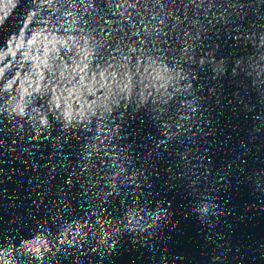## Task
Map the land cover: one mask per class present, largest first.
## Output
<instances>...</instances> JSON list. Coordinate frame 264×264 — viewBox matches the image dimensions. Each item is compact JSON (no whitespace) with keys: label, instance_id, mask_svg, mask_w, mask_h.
<instances>
[{"label":"snow or ice","instance_id":"1","mask_svg":"<svg viewBox=\"0 0 264 264\" xmlns=\"http://www.w3.org/2000/svg\"><path fill=\"white\" fill-rule=\"evenodd\" d=\"M9 2H11V0H9ZM43 3L46 4H50L52 2V0H42ZM82 2V0H73V3H80ZM94 2V0H93ZM252 6L255 7L256 6V0H251ZM249 4V0H226V2L223 4V7L225 9V11L231 9L232 7L236 6L241 10V15L244 14V11L246 10L247 6ZM85 11H87V9H85ZM261 12H264V2H262L261 4V8H260ZM68 15H70L71 13H66ZM35 15V13H31L28 16V20H31L32 17ZM78 15V14H77ZM2 19V18H0ZM177 19L179 20L180 17L177 16ZM184 21H181V23H183ZM253 22L257 25L264 23V20H259V19H255V17L252 16L251 12H248V15L245 17V20L243 21L244 27L247 28V30L249 32H251L253 30V28L250 26L251 24H253ZM92 31H96L95 27H93L91 29ZM258 31H262L264 32V28H259L257 29ZM103 31V30H101ZM107 35H111V33H107ZM117 39H119L117 37ZM135 42V41H133ZM29 44L34 43V39L33 40H29L28 41ZM122 43V42H121ZM11 44V40H9L8 42H6V46ZM22 47L21 44H16V48H20ZM142 47V45H141ZM104 48L108 51V55H101L97 57V66H99L100 63H104L105 64V70L108 74V76L113 79L116 80V76L117 73H119V76L121 77V80H116V84L119 88L120 91L122 92H131L132 88H133V76H138L140 74L141 71H143L144 73H146L148 76H150L153 80L156 81H163L165 80V77L162 76L159 72H155V74L153 75L154 69L153 70H149V68H143L142 70L140 68H137L135 66H133L131 69H127L124 68L123 70H121V66L119 64H114L110 59L109 56L112 55V51L116 50L119 51L120 50V45L115 43V40L113 41H109L108 43H106V45L104 46ZM10 50V49H9ZM98 51H100V49L98 48ZM135 49H131L129 48V53L134 52ZM181 51L182 52H187V47L186 46H181ZM14 55V53H13ZM26 55V54H25ZM3 59V56L0 55V60ZM128 57L125 56L124 60L127 61ZM201 63H203V60L200 61ZM137 63H140L139 60H137ZM6 67L8 65H5ZM85 68H87V65L84 66ZM112 69H115V71H113ZM166 71V69H165ZM129 73H132V75H129ZM3 74V69L0 68V75ZM101 76H104L105 73L104 72H100ZM81 79H83V77H81ZM11 81L9 82V86L11 85ZM140 83H143V81L141 80ZM122 84V87H120V85ZM161 87H164L163 83H161ZM175 90V89H174ZM157 91H159V89H157ZM149 95H151V93H149ZM164 98H162L163 100ZM18 108H20L19 105H17ZM58 107V105H57ZM20 111L23 112V108H20ZM164 128L167 130L168 133H171V129L168 128L167 125H164ZM65 147L70 148L71 145L66 143L64 144ZM175 143H173L172 148L170 149V151H174L175 150ZM45 164V169L41 172V175L39 177V180L42 182L44 180V172L46 171L50 177H60L63 176V179L65 181V195L68 194V192L71 191L72 187L74 186V184H78V180L77 177L75 175H64L65 170L61 169L60 172H57V168H59V158L53 156L52 159H50L49 161H44L43 162ZM181 171H183V169H181ZM81 177H83V171L81 172ZM133 184H135V180L132 181ZM79 190H83L82 186L80 187ZM133 197V201L135 202L137 199V194L133 193L132 194ZM70 198V197H69ZM65 204H67V201H65ZM141 211H143V208H140ZM131 218L135 219L136 218V212L135 211H131L128 214ZM85 223H87V220H85ZM110 223V222H109ZM113 228L116 229L117 232L123 230V231H132V230H139L142 231L143 235L141 236V239H143L146 236H152L153 232L155 231V229L153 228V226L151 224H148L146 221H143V218L140 217L139 219H136V224L133 225L132 224V220L131 219H125V221L122 222V227H119L115 224L111 225ZM102 227V226H101ZM149 229H152V231H149ZM62 242V241H60ZM113 243H115L113 241ZM93 251H95V249H93Z\"/></svg>","mask_w":264,"mask_h":264}]
</instances>
